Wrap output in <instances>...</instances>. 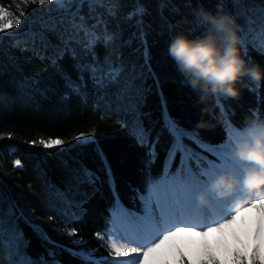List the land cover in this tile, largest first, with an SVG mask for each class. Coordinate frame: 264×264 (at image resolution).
<instances>
[{"label": "trees", "instance_id": "1", "mask_svg": "<svg viewBox=\"0 0 264 264\" xmlns=\"http://www.w3.org/2000/svg\"><path fill=\"white\" fill-rule=\"evenodd\" d=\"M0 3L9 5L12 0ZM139 6L146 10L142 27L151 71L139 37L141 17L128 18ZM25 11L20 25L0 34V220L4 229L0 264H20L21 255L34 264H52L53 259L59 264H90L66 249L91 253L112 264L108 235L115 197L96 145H81L73 137L95 131L121 204L141 212L139 196L146 192L149 178L162 175L173 144L162 119L161 93L178 126L193 130L210 146L224 143L231 134L217 98L237 128L255 119L253 110L264 120V48L258 34L264 0H112L103 5L85 0L84 19L78 16L76 26L55 5H32ZM203 13L228 16L234 22L241 58L246 67H258L262 74L259 81L243 77L236 84V98L216 95L202 102L201 90L191 87L169 55L176 36L195 40L207 33L210 25L202 22ZM91 33L100 37L94 47ZM107 35L114 39L106 42ZM89 65L100 69L96 75L104 76L102 84L93 80ZM121 65L124 71L112 82L106 74ZM70 84L79 86L80 94ZM141 125L148 134L143 147L132 132ZM41 138H61L66 143L63 150L32 143ZM152 143L157 155L149 166ZM185 143L212 157L191 140L186 138ZM16 160L22 169L14 167ZM179 162L177 153L173 171ZM85 168L99 176L95 185L87 182ZM73 212L82 214V219L73 220ZM73 228L76 235H69ZM261 244L264 256V241ZM236 250L246 254L241 247ZM219 261L232 264V257L230 262Z\"/></svg>", "mask_w": 264, "mask_h": 264}, {"label": "snow or ice", "instance_id": "2", "mask_svg": "<svg viewBox=\"0 0 264 264\" xmlns=\"http://www.w3.org/2000/svg\"><path fill=\"white\" fill-rule=\"evenodd\" d=\"M105 2L111 3L112 0H88L89 4L97 5H103ZM84 3L85 0H19V2L12 0V4L9 5L0 3V33L8 32L20 25L26 15L25 9L29 5H55L57 11L70 17L73 25L76 26L75 21L78 16L80 20L84 19L81 15ZM13 6H15V12L12 10ZM163 7L164 5L161 4V9ZM145 11L143 6H139L128 14V18L141 17L137 20V24L141 25L139 37L142 45H144L145 65L151 71L150 64H148L150 56L147 49V33L142 27L144 23L142 17ZM202 22L207 24L204 20ZM249 23H253V21L249 20ZM241 31L243 32V29ZM258 34L260 36V47L264 48V18H262ZM90 35L93 36L90 43L94 47L100 37L95 33ZM113 39L112 35L105 37L106 42ZM53 63H55V60H53ZM89 69L93 80L98 84H102L104 76L96 75L100 69L95 65H89ZM123 71L124 66L121 65L120 68L109 71L106 75L112 82H115ZM80 79L83 80V77L81 76ZM70 87L77 94H80L79 86L70 84ZM160 95L162 119L165 127L173 137V144L165 161L162 175L155 179L149 178L146 192L139 196L142 203V210L139 213L130 211L121 204L115 191V181L107 157L94 138L95 131L80 133L73 137L74 140L80 141L81 145H96V152L104 164L108 183L115 197V207L111 210L112 219L110 221V240L108 244L109 256L113 258L112 264H170L167 257L172 254L173 248L179 256V260L175 264H190L187 256L176 243L184 237H199L203 242L200 245V254L206 256L207 259L199 260L198 264H220V261L208 251L207 238L213 233H223L236 224L238 219L243 224L245 214L252 210L257 213L255 228L252 232V240L255 243H253L250 253L241 254L238 250L233 251L232 264H264V256L261 255L262 234H264V194L261 192L262 189L254 193H247L243 190L240 181L243 177L245 165L234 159L232 155L234 139L244 132L246 126L243 128L235 127L222 100L217 98L216 103L220 114L226 117L225 122L231 134L223 145L212 147L205 144L197 133L180 128L177 122L168 114L166 99L163 98L162 93ZM253 116L258 121H264L260 119L258 110H253ZM132 132L142 147L148 144V134L142 125L139 128H133ZM186 138L205 151L211 152L216 159L210 160L202 156L185 143ZM32 143H38L44 149L59 148L63 150L66 141L61 138H41ZM14 150L15 148H13ZM177 153L180 154L179 167L173 171L172 164L176 160ZM148 155L150 157L148 165L150 166L155 162L157 155L154 143L151 144ZM193 162L195 167H193ZM14 167L22 169L23 165L19 160H16ZM84 175L87 182L92 185H95L96 181L100 179L99 176L86 168L84 169ZM221 175H227L237 181L233 192L222 198L210 191V185ZM201 197H203V202ZM71 215L73 220L82 219V214L73 212ZM2 225L3 221L0 220V237H2L4 231ZM76 232L77 230L73 228L68 234L76 235ZM22 236L21 233V238ZM97 237L103 239V235L100 233H97ZM43 238L48 240L46 235ZM2 242V239H0V243ZM49 243L53 242L49 240ZM188 243L190 244L191 240ZM66 250L73 256L89 261L90 264H104L103 260L95 259L91 253ZM17 251H19V244H17ZM49 255L54 257L55 253L49 251ZM20 264H34V262L30 257L21 255ZM52 264H59V261L53 259Z\"/></svg>", "mask_w": 264, "mask_h": 264}, {"label": "clouds", "instance_id": "3", "mask_svg": "<svg viewBox=\"0 0 264 264\" xmlns=\"http://www.w3.org/2000/svg\"><path fill=\"white\" fill-rule=\"evenodd\" d=\"M202 15L210 25L207 33L195 40L176 36L169 45V55L191 87L201 90L202 102L216 95L236 98L239 95L236 84L243 77L259 81L262 74L258 67H246L237 47L234 22L228 16ZM232 155L245 165L240 181L243 190L254 193L264 189V121H246L244 132L234 139ZM236 184L235 179L221 175L210 185V191L222 198L230 195Z\"/></svg>", "mask_w": 264, "mask_h": 264}, {"label": "rangeland", "instance_id": "4", "mask_svg": "<svg viewBox=\"0 0 264 264\" xmlns=\"http://www.w3.org/2000/svg\"><path fill=\"white\" fill-rule=\"evenodd\" d=\"M30 7L32 5H29ZM212 154V153H211ZM203 156V155H202ZM205 157V156H204ZM208 159V158H207ZM195 164V163H194ZM111 228V224H110ZM110 240V235H108V242ZM191 240L189 244L188 241ZM262 241H264V234H262ZM181 250L187 256L190 264H198L201 259H207L206 256H202L200 245L203 243L199 237H184L180 241L176 242ZM208 251L221 261H231L232 253L235 251L236 247H241L246 253L251 252L253 243L252 231L245 230L238 236L226 235L223 233H213L206 240ZM262 247V244H261ZM170 264H175L179 260L178 254H176L175 248L172 250V254L167 257Z\"/></svg>", "mask_w": 264, "mask_h": 264}, {"label": "bare ground", "instance_id": "5", "mask_svg": "<svg viewBox=\"0 0 264 264\" xmlns=\"http://www.w3.org/2000/svg\"><path fill=\"white\" fill-rule=\"evenodd\" d=\"M9 32H10V30L8 32L0 33V34H7ZM186 131H189V130H186ZM223 144H221V145H223ZM261 192H262V194H264V189H262ZM256 217H257L256 211L252 210L249 213L245 214V216L243 218V224H241V221L238 219L237 223L232 225L229 229H226L224 231V233L227 236L230 235V234L233 235V236H238L240 233H243L245 230H249V231L253 232L254 228H255ZM121 235H122V233H121Z\"/></svg>", "mask_w": 264, "mask_h": 264}]
</instances>
